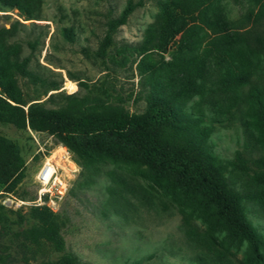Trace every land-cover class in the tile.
<instances>
[{
    "label": "rangeland",
    "instance_id": "rangeland-1",
    "mask_svg": "<svg viewBox=\"0 0 264 264\" xmlns=\"http://www.w3.org/2000/svg\"><path fill=\"white\" fill-rule=\"evenodd\" d=\"M172 1L32 0L37 19L0 2V32L16 27L7 44L18 47L30 72L2 76L0 96L25 110L122 101L130 114L146 110L148 95L168 99L191 139L221 164L264 251V182L229 163L249 141L242 121L258 135V105L245 102L249 85L235 80L248 72L264 81V56L234 35L249 27L252 2L202 0L174 31L179 25L170 28L165 16L177 13ZM128 3L125 22L110 29ZM0 138V264H241L250 252L214 206L183 188L165 191V180L101 159L84 162L70 150L78 173L68 193L53 209L36 205L35 173L66 144L2 120ZM34 227L54 229L59 240H27Z\"/></svg>",
    "mask_w": 264,
    "mask_h": 264
},
{
    "label": "trees",
    "instance_id": "trees-1",
    "mask_svg": "<svg viewBox=\"0 0 264 264\" xmlns=\"http://www.w3.org/2000/svg\"><path fill=\"white\" fill-rule=\"evenodd\" d=\"M201 1L173 0L177 13L173 10L165 13L169 18L170 28L178 24L179 27L174 31L181 30L186 18H194V12ZM0 2L2 7L16 8L29 16L28 19H37L33 12L38 7L34 6L32 0ZM251 2L249 27L236 30L234 35L244 43L249 53L264 56V0ZM131 10L133 5L128 3L122 16L111 21L109 28L123 24L126 14ZM16 24L24 26L19 21ZM213 24L217 26L219 22ZM15 32L16 27L0 32V78H6L15 71L30 73L25 60L19 61L18 47L13 48L7 44V40ZM251 74L245 72L243 77L235 80L249 85L245 102L258 105L254 124L258 135L248 130L246 119L242 121L247 128L249 141L242 150L234 154L229 163L233 169L258 182H264V81L252 80ZM146 100L147 108L144 112L130 114L122 101L115 105L71 103L59 111L30 104L25 110L0 96V120L10 122L18 128L29 126L35 130L49 131L59 137L84 162L101 159L118 166H131L140 176L159 184L165 180V191L175 187L183 188L185 193L198 197L200 203L214 206L232 234L248 242L250 252L241 260V264H264V251L260 249L259 241L243 213L239 198L226 184L221 164L191 139L190 126L179 121L168 99L148 95ZM0 141L3 142V139L0 138ZM24 235L27 240H59L57 232L49 228L34 227L28 229ZM23 264L37 263L25 260Z\"/></svg>",
    "mask_w": 264,
    "mask_h": 264
},
{
    "label": "built area",
    "instance_id": "built-area-1",
    "mask_svg": "<svg viewBox=\"0 0 264 264\" xmlns=\"http://www.w3.org/2000/svg\"><path fill=\"white\" fill-rule=\"evenodd\" d=\"M77 173V163L66 146L61 144L51 150L34 176L38 188L36 205L55 208L68 193Z\"/></svg>",
    "mask_w": 264,
    "mask_h": 264
}]
</instances>
